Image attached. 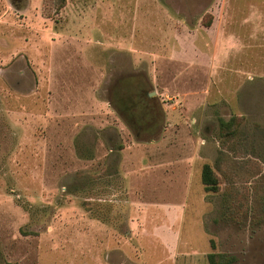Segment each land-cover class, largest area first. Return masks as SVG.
<instances>
[{
	"label": "rangeland",
	"instance_id": "rangeland-1",
	"mask_svg": "<svg viewBox=\"0 0 264 264\" xmlns=\"http://www.w3.org/2000/svg\"><path fill=\"white\" fill-rule=\"evenodd\" d=\"M139 84L141 137L112 105ZM212 252L264 264V0H0V264Z\"/></svg>",
	"mask_w": 264,
	"mask_h": 264
},
{
	"label": "flooded vegetation",
	"instance_id": "flooded-vegetation-1",
	"mask_svg": "<svg viewBox=\"0 0 264 264\" xmlns=\"http://www.w3.org/2000/svg\"><path fill=\"white\" fill-rule=\"evenodd\" d=\"M146 86L139 84L121 89L117 85L113 87L112 105L132 127L137 137L154 134L161 126L158 121L162 114L161 103L156 92Z\"/></svg>",
	"mask_w": 264,
	"mask_h": 264
},
{
	"label": "trees",
	"instance_id": "trees-1",
	"mask_svg": "<svg viewBox=\"0 0 264 264\" xmlns=\"http://www.w3.org/2000/svg\"><path fill=\"white\" fill-rule=\"evenodd\" d=\"M242 116H234L230 121H222V135L232 137L238 129L239 122L243 119ZM203 182L208 190H220V174L214 171L213 166L205 164L202 173ZM210 264H229L226 256L223 253L212 252L209 254Z\"/></svg>",
	"mask_w": 264,
	"mask_h": 264
}]
</instances>
